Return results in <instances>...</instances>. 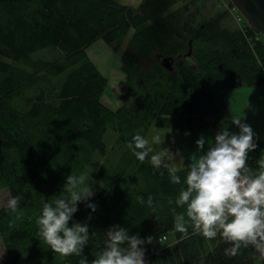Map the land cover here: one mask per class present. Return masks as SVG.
<instances>
[{
	"label": "trees",
	"instance_id": "16d2710c",
	"mask_svg": "<svg viewBox=\"0 0 264 264\" xmlns=\"http://www.w3.org/2000/svg\"><path fill=\"white\" fill-rule=\"evenodd\" d=\"M175 2L142 0L130 8L115 0H0V189L6 188L9 198H20L16 212L0 211L6 251L1 264H80L81 256L53 252L39 236L36 221L45 203L67 195L68 175H80L84 167L95 170L98 179L104 175L93 156L106 154L108 122H114L110 130L120 135L133 160L117 163L115 178L104 180L88 201L96 205L95 212L80 203L69 222L87 223L94 233L83 249L88 264L104 250L106 231L113 225L141 239L153 237L160 250L150 257L151 264H264L254 248L228 257L224 250L230 245L219 235L209 240L191 226L187 238L176 231L171 210L184 211L174 203L183 183L172 184L168 170L153 168L150 153L141 162L128 147L132 136L144 137L150 127L189 132L212 125L211 119H228L221 91L264 85V45L246 43L237 29L225 26V11L204 18L188 5L171 9ZM128 32L120 56L126 92L123 105L111 111L99 102L105 80L84 49L96 39L116 49ZM46 49L56 50L58 58L42 65L41 76L30 78L37 68L31 57ZM157 56L171 58L173 72L163 70ZM18 66L30 70L27 88L36 89L31 98L12 91L22 78ZM49 79L57 80L50 97L39 86ZM11 98L28 105L31 118L46 109L53 139L18 132L21 127L2 115ZM256 143L247 163L259 172L264 140ZM187 170H177L182 182ZM149 195L151 207L137 201ZM167 233L174 242L158 243Z\"/></svg>",
	"mask_w": 264,
	"mask_h": 264
},
{
	"label": "clouds",
	"instance_id": "9594fccd",
	"mask_svg": "<svg viewBox=\"0 0 264 264\" xmlns=\"http://www.w3.org/2000/svg\"><path fill=\"white\" fill-rule=\"evenodd\" d=\"M231 124L239 131L232 132L222 125L214 138L201 136L196 140L199 154L193 156L183 182L177 169L168 168L163 154L152 155L150 163L153 168H168L172 184L184 185L174 201L184 211L171 210L176 231L187 238L191 226L194 233L209 240L219 235L230 245L224 250L228 257H236L241 249L249 247L264 257V160L258 161L259 172L250 169L247 161L249 153L257 148L256 133L244 117H233ZM148 143L136 134L128 147L143 162L152 151ZM89 173L68 175L63 186L67 195L45 203L36 221L39 236L53 252L63 257L81 256L80 264H88L83 249L94 233L89 232L87 223L73 222L70 226L69 222L80 203L96 211V205L88 202L95 195ZM19 200L10 197L7 207L16 212ZM137 201L151 207L153 197L149 195L145 200L138 196ZM152 243V236L141 239L130 235L128 229L113 225L106 231L104 250L91 264H148L144 245Z\"/></svg>",
	"mask_w": 264,
	"mask_h": 264
},
{
	"label": "rangeland",
	"instance_id": "374dc122",
	"mask_svg": "<svg viewBox=\"0 0 264 264\" xmlns=\"http://www.w3.org/2000/svg\"><path fill=\"white\" fill-rule=\"evenodd\" d=\"M183 5H188V10L197 9L198 13L203 15L204 18H208L213 16L215 13L223 11L225 9L217 8L213 5L211 7L209 2L206 0H176L175 4L171 7V9H178ZM226 12V11H225ZM235 13V10L233 11ZM227 16L229 20H225L224 25L227 26L230 30L237 29L238 26L228 12ZM132 32H128L126 36L122 39V41L118 44L119 46L114 49V44H107L101 39L94 40L91 44L85 47L84 53L86 55L87 60L92 64L94 69L98 72V74L103 77L105 80L104 87L100 93L99 102L106 108L111 111L116 110L118 107L123 105V100L126 92L125 88V77L124 74L120 70V56L122 54L123 49L126 46V42L128 37ZM241 34V33H240ZM254 37L258 38L260 44L264 45V37L260 34L252 32ZM242 36V35H241ZM245 40H248L247 36H242ZM250 43V42H246ZM32 63L37 67L32 75L29 74L30 70L24 66H18L23 73H21L22 78L18 83L15 84L12 91L20 93L22 98H31L34 95L35 88L28 87V74L30 78L41 76L40 70L42 65L45 62L52 61L58 58V54L54 49H46L41 52H38L34 56L31 57ZM258 65L259 62H258ZM144 67V66H143ZM262 67V66H261ZM262 70V69H261ZM27 73V74H26ZM57 80L49 79L48 81H44L39 84V86L44 90V92H48L47 96L51 95L49 92L52 91L54 85ZM241 90L244 88H237L236 90ZM226 91L223 92V94ZM128 102L125 104L127 105ZM49 105V102L47 103ZM47 105V106H48ZM28 105L23 104L21 99L11 98L9 100L8 107H3L2 115L13 121L16 125L21 128L17 131L24 135L25 138L37 139V137H44L45 140L53 139L52 137V125L46 115V109H43L41 114L35 118H31L27 114ZM115 126L114 122H108V129L104 136V142L106 145V154L104 157L93 156L94 159L98 162V164L102 165L105 172L101 178H96L95 170H91L88 167H84L79 173L83 174L85 172H90L89 182L92 183V189L94 193L97 191L99 187L102 186L104 180L108 178L114 179L113 175V167L119 163L128 160H133L131 155L128 154L126 150V144L120 137V135L116 131L110 130ZM170 132L161 130L155 127H150L144 138L148 140V147L152 149L150 152V157L154 154H163L165 157V163L168 165V168H175L174 159L175 156L170 149ZM158 138V139H157ZM168 168H160L162 170H168ZM77 169V168H76ZM177 169V168H175ZM76 172V170H75ZM77 173V172H76ZM8 192L6 188L0 189V211L8 208L7 200ZM166 240L168 244H172L174 242L173 234L167 233ZM208 246V244L206 243ZM160 249L155 243L146 245V253L145 259L148 264H151L150 257L157 253ZM6 257V251L3 245V241L0 235V264L3 263Z\"/></svg>",
	"mask_w": 264,
	"mask_h": 264
},
{
	"label": "crops",
	"instance_id": "0c3cea01",
	"mask_svg": "<svg viewBox=\"0 0 264 264\" xmlns=\"http://www.w3.org/2000/svg\"><path fill=\"white\" fill-rule=\"evenodd\" d=\"M117 4L130 8L137 7L142 0H115ZM229 89L221 91V100L229 112V118L220 121L211 119L212 125L206 128L192 130L187 132L170 131V149L175 156L174 166L177 170L187 169L192 162L193 156L198 155L196 150V140L201 136L211 139L220 130L221 126L228 127L232 132H238L239 129L231 124L233 117H244V120L249 124L256 133V142L264 140V85L258 87H250L244 89ZM213 120V122H212ZM168 131V130H165ZM185 133H188L185 135ZM207 144L205 145V150ZM179 152L180 155H176Z\"/></svg>",
	"mask_w": 264,
	"mask_h": 264
},
{
	"label": "water",
	"instance_id": "95a60500",
	"mask_svg": "<svg viewBox=\"0 0 264 264\" xmlns=\"http://www.w3.org/2000/svg\"><path fill=\"white\" fill-rule=\"evenodd\" d=\"M232 7L242 16L249 29L264 37V0H229ZM190 43L185 57L189 56ZM157 62L166 72H173L172 59L157 56Z\"/></svg>",
	"mask_w": 264,
	"mask_h": 264
},
{
	"label": "built area",
	"instance_id": "2783aa9c",
	"mask_svg": "<svg viewBox=\"0 0 264 264\" xmlns=\"http://www.w3.org/2000/svg\"><path fill=\"white\" fill-rule=\"evenodd\" d=\"M207 1L209 2V4H211L217 8L225 9L223 11H226L232 15V17L234 18V20L238 26V31L241 33L242 36L248 37V40H246V42L258 41V38L254 37L253 34H250V36L248 35L249 34L248 30H250L249 27L246 25L242 16L232 7L229 0H206V2ZM233 9L235 10V13L232 12ZM251 33H252V31H251ZM165 241H166V237L164 235L157 238L158 243L162 244Z\"/></svg>",
	"mask_w": 264,
	"mask_h": 264
}]
</instances>
